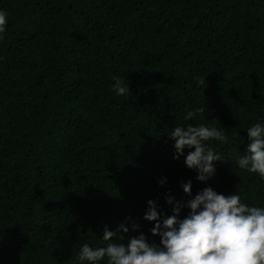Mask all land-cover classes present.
<instances>
[{
    "label": "trees",
    "instance_id": "trees-1",
    "mask_svg": "<svg viewBox=\"0 0 264 264\" xmlns=\"http://www.w3.org/2000/svg\"><path fill=\"white\" fill-rule=\"evenodd\" d=\"M0 8V264H80L79 247L104 246V226L122 222L159 244L143 219L147 201L171 215L165 196L190 199L181 187L189 180L193 196L211 186L264 205V179L235 166L246 129L264 119V0ZM114 76L129 94H114ZM188 124L226 137L207 142L223 158L207 182L174 159L167 134Z\"/></svg>",
    "mask_w": 264,
    "mask_h": 264
},
{
    "label": "clouds",
    "instance_id": "clouds-1",
    "mask_svg": "<svg viewBox=\"0 0 264 264\" xmlns=\"http://www.w3.org/2000/svg\"><path fill=\"white\" fill-rule=\"evenodd\" d=\"M7 24L8 13L0 8V39ZM113 80L110 88L115 95L130 93L129 84L122 78L114 76ZM196 111L204 112V108L200 106ZM246 131V148L236 158L235 166L264 179V119ZM167 135L174 140V159L184 157L185 165L197 173L198 181L207 182L215 175L214 162L223 158L207 142H226L220 128L176 125ZM159 183L165 184L166 178ZM181 187L190 199L178 200L167 194L171 215L159 208L157 201H147L143 219L154 222L150 232L159 236V244L150 243L137 222L131 228L122 222L115 230L104 226L102 239L107 243L82 244L77 252L80 264H101L105 260L106 264H264V205L246 203L239 191L225 195L211 186L193 196L191 180L182 182ZM184 209L188 212L181 217ZM130 231L139 234L126 239L123 234Z\"/></svg>",
    "mask_w": 264,
    "mask_h": 264
}]
</instances>
